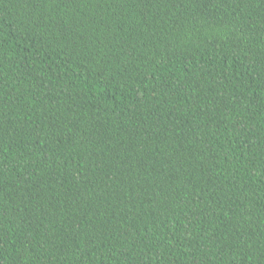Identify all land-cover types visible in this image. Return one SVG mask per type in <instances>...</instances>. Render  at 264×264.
Returning a JSON list of instances; mask_svg holds the SVG:
<instances>
[{"label": "trees", "instance_id": "1", "mask_svg": "<svg viewBox=\"0 0 264 264\" xmlns=\"http://www.w3.org/2000/svg\"><path fill=\"white\" fill-rule=\"evenodd\" d=\"M0 264H264V0H0Z\"/></svg>", "mask_w": 264, "mask_h": 264}]
</instances>
